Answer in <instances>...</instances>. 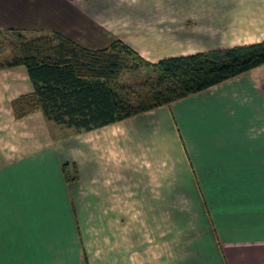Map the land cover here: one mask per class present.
Segmentation results:
<instances>
[{"label":"crops","instance_id":"crops-1","mask_svg":"<svg viewBox=\"0 0 264 264\" xmlns=\"http://www.w3.org/2000/svg\"><path fill=\"white\" fill-rule=\"evenodd\" d=\"M7 28L120 40L156 62L263 41L264 0H0ZM32 90L24 65L0 67V264H264V63L83 133L162 140L170 162L125 149L113 175L92 139L48 138L41 111L14 116Z\"/></svg>","mask_w":264,"mask_h":264},{"label":"trees","instance_id":"trees-1","mask_svg":"<svg viewBox=\"0 0 264 264\" xmlns=\"http://www.w3.org/2000/svg\"><path fill=\"white\" fill-rule=\"evenodd\" d=\"M2 66L24 65L33 90L14 99L16 118L41 111L57 124L92 130L156 109L264 63V40L150 62L120 40L88 49L59 33L27 37L0 29ZM66 165L62 174L71 182Z\"/></svg>","mask_w":264,"mask_h":264},{"label":"rangeland","instance_id":"rangeland-1","mask_svg":"<svg viewBox=\"0 0 264 264\" xmlns=\"http://www.w3.org/2000/svg\"><path fill=\"white\" fill-rule=\"evenodd\" d=\"M8 50L3 49L2 51H0V61L3 60V58H5V56L9 55ZM225 80V79H224ZM223 81V80H222ZM216 84V83H215ZM214 85V84H212ZM211 85V86H212ZM37 112V111H36ZM45 119V126H46V132L50 135H48L47 133V137L49 138H57V139H61V140H66L71 138L76 140V143H81L82 141H84V139L87 140H93V145L90 147L91 151L94 155H96L95 153L97 152V149H105V155H103L102 157L98 158L99 162L101 165L106 166L105 169L107 170V174L108 175H113L115 174L114 172L118 169V166L111 168L112 165H116V163H118L119 161H121V157H118L119 155H123V150L127 149H135L139 148L141 149V152L138 151H128L129 155H131L130 157H127L128 154L125 153V159L129 160V158L131 160H133V156L135 154V156H137V160H140V162L142 161H146L148 162V160H156V161H161L163 162L165 160V162H170L169 160H166L169 157V153L165 152L164 146L159 147L160 146V142L162 140H159V137L156 138L154 137V135H152L151 137H149V139L145 138V137H138L139 138V142L132 137L128 136L129 134H125L124 136L121 135L120 136V140L118 139V141H116L115 139H107L105 142L107 145H105L106 147L103 146L102 141L100 140V137H97L95 135H91V134H85V136L83 135V133L87 132L88 130H78L75 129L73 127H67L65 125H61V124H57L51 120H48L46 118ZM124 120V119H122ZM120 121V120H119ZM96 129V128H95ZM97 133V132H96ZM123 132H121L122 134ZM142 134V131L140 132ZM119 136V135H118ZM117 136V137H118ZM123 136V137H122ZM116 137V136H115ZM122 137V138H121ZM153 138V139H152ZM68 144V143H66ZM135 145V146H134ZM62 147H66V145H62ZM84 149V148H82ZM148 149V151H147ZM147 151V152H146ZM139 153V155H138ZM146 154H150L149 157L147 158ZM102 155V154H99ZM155 155V156H154ZM168 157H167V156ZM133 157V158H132ZM164 157V158H162ZM134 158V160L136 159ZM156 158V159H153ZM133 160V161H134ZM154 163V162H153ZM66 165L65 167H67V170L69 171V177L70 179L74 177L75 173H74V169L72 167V164L70 162H68L66 159H62V163H61V169L62 166ZM175 170V169H174ZM165 171L168 172V166L165 167L163 166L161 169V174L163 175L165 174ZM160 172V171H159ZM174 177V176H173ZM178 180V177H174V181ZM174 189L179 190V184L174 183ZM184 203L185 201H182L180 199H174V208L180 209V207H184ZM187 203H191V201H187ZM175 221V219H173Z\"/></svg>","mask_w":264,"mask_h":264}]
</instances>
